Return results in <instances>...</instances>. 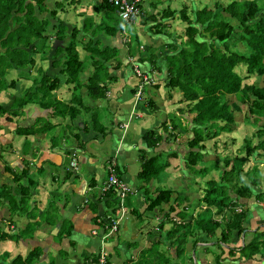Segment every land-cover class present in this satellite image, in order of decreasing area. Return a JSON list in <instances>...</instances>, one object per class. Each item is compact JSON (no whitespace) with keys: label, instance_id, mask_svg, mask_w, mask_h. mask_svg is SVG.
Wrapping results in <instances>:
<instances>
[{"label":"trees","instance_id":"16d2710c","mask_svg":"<svg viewBox=\"0 0 264 264\" xmlns=\"http://www.w3.org/2000/svg\"><path fill=\"white\" fill-rule=\"evenodd\" d=\"M79 1L52 0V3L48 4L46 0H0V92L7 88H17L19 78L23 75L30 76L37 54L39 60L49 59L50 66L57 69V74L51 75L39 66L36 67L35 75H39V79L32 78L27 87L12 97L8 108L0 103V125L13 123V117L23 113L22 107L28 103L41 110H47V115L51 117L69 119V124L72 125L81 111L88 112L91 109L83 102L81 94L92 101L105 98L110 82L114 80L109 68L112 70L120 66L119 55L122 54L124 58H131L129 64L135 62L145 74L160 76L163 82L152 83L154 88H165L168 98L170 91L176 90L180 95L178 103L186 102V112L191 116L184 126L176 121L177 117L174 116L169 118L171 124H166L164 120L158 127L171 134L175 128L186 134L189 132L184 142L186 150L182 156L183 164L201 177L208 170L205 166H199L207 154L205 142L227 135L240 116L241 122L252 123L257 127L254 129L256 137L264 135V0H214L211 6L203 5L192 11V17L186 12L185 6L180 7L178 16L185 27L174 42L164 44L167 51L160 54V64L156 62L159 56L157 53L147 51L143 56L138 50V33L132 28L136 25L134 20H121L124 25L116 27L102 20V17L95 19L89 14L83 17L80 25L69 26L67 21L59 17V13L67 11L69 6L75 8L74 3ZM102 9L115 13L114 7L105 0H100L94 6V11L98 13ZM173 14L174 11L167 7L162 9L159 17L157 12H150L142 17L145 19L142 24L152 21L148 30L153 34H162L161 25L156 22L157 18H169ZM128 27L133 29V32L128 30ZM235 36L243 43L244 50H232L228 45L229 40ZM103 38L112 39V43L115 40L114 44L105 43ZM53 40L59 41L55 47H52ZM79 49L84 52L83 58L79 56ZM87 66L91 69L86 71L85 76H80ZM150 67L151 72H148ZM238 67L245 71L244 79L254 76L258 81L242 82L243 77L235 71ZM11 70L17 74V78L5 79L7 72ZM132 73L135 76L133 70ZM151 78L154 82L155 79ZM60 83L69 85L67 101L52 93ZM136 85L130 90L133 94ZM145 105L147 110L155 108L151 98L145 100ZM178 110L181 112L180 108ZM42 119L43 116H37L29 125H15L14 133L20 136L32 135L38 140L54 128L49 121ZM89 121L90 126L103 133L104 127L94 111H90ZM158 127L145 130L141 136L144 148L141 151L137 177L144 184L167 166V160L157 161L162 155L161 152L146 154V150L159 146L163 135L166 134L157 132ZM49 143L51 147L56 145L53 135H50ZM224 144L226 143L221 140L220 145L226 155L221 159L224 169L219 171V179L206 180L202 196L189 202L190 206L194 203L190 211L187 206L188 196H179L177 192L167 188L156 190L152 197L144 189L140 211L129 206V212L137 216L143 212L159 210L157 233L162 228L163 221L167 220L169 226L160 232L158 239L141 248L134 260L128 259L124 264H169L170 258L183 257L184 248L193 249L196 243H206L200 245L203 250L199 252L211 255L212 264H264V231L260 230L262 225L252 224L253 228L244 226L249 220L248 211L251 206L246 202L241 203L238 199L251 197L250 186L259 181L256 167L244 168V163L255 150H264V142L259 140L252 144L249 138H243L241 148L244 151L239 155H229ZM164 155L167 159L174 157L176 152L172 150ZM213 168H218L216 163ZM3 171L12 175L11 181L16 186L14 194L11 185L0 183V203H6L9 216L11 215L9 220L14 212L33 211L35 206L29 209L27 202L29 186H35L36 181L29 177L28 168L13 171L10 165L5 164ZM114 171L119 178L118 168L115 167ZM22 179H25L26 183H23ZM231 188L233 198L229 196ZM116 192L113 188L103 191L107 210L94 216V226L98 225L96 218L115 215L119 208ZM255 197L263 200L264 194L257 193ZM122 204L129 205V202L125 199ZM163 204L167 205L165 210H162ZM238 204H243L240 211L235 210ZM53 212V209L49 211L47 224L55 222L57 216ZM258 214L264 221L262 208H259ZM32 223H26L25 228L12 234H7L0 227V240L32 237L34 225H37ZM65 223L66 220H61L57 235L68 234L70 228ZM100 231L102 233L104 230ZM146 231L148 235L153 236L150 230ZM188 236L192 238L189 244L185 243ZM165 241V245L176 248L173 257L170 253L164 254L157 249L158 244ZM213 245L216 249H211ZM37 251V248H33L26 258L21 260L19 256H15L11 262L31 264L37 257ZM224 253L226 256H223ZM97 257L98 255L89 261L98 264ZM16 260L19 262L16 263ZM82 264H85V261ZM103 264H110L106 256ZM205 264L210 263L205 260Z\"/></svg>","mask_w":264,"mask_h":264},{"label":"crops","instance_id":"0c3cea01","mask_svg":"<svg viewBox=\"0 0 264 264\" xmlns=\"http://www.w3.org/2000/svg\"><path fill=\"white\" fill-rule=\"evenodd\" d=\"M87 1L90 3H88L85 8L82 7V4L76 5L75 8L69 6L67 11L62 12L61 14L59 13V17H63L62 19L67 21L68 23H66L69 26L71 24L80 25L83 17L91 14V12L89 13V9L94 11V6L100 0ZM152 3V1L147 2L144 0L143 4L145 5V11L148 13L157 12V17H159V14H161L162 9L166 7L174 11L172 17L157 18L156 22L163 23V19H167L166 21L169 22L171 19L176 17V9L178 8L174 5L176 4L179 6L180 0H168L167 6L163 8H159L157 4L153 5ZM68 12L72 13L74 18L73 21L69 20L71 16L67 17ZM160 25L162 34H153L151 38L154 40L157 39L158 41L162 39V42L164 43L174 41L176 38L174 35H172L171 31L166 29V25L164 23ZM145 29L146 28L143 27L141 30ZM141 30L136 26L139 39L140 36H146L145 34H140ZM102 40L105 43L110 42L111 44H114L115 41L114 40L112 43V39L109 40L103 38ZM159 51L161 50L159 49ZM119 56L120 66L117 69L112 70L109 68L110 73L114 75V80L110 82L111 88L106 92L105 98L96 99L94 101L90 100V103L88 102L86 104L91 108L90 111H97L103 106L106 107V110L108 109L110 111L113 121L109 120V124L106 123V125H104V123H101L102 116L99 118L100 123L104 127L103 133L96 131L95 128L90 126V111H81L73 120L72 125L69 124V119H60L55 117L56 119H54L55 121L53 122L54 128L55 126L59 127L61 125V128L66 129L68 126L69 128H72V131L68 129V132L70 133V140L68 143L62 141L61 144L60 142L56 143L54 147H51L50 143L47 144L46 147V144L43 141L45 139L44 136L43 139L40 138L37 140L32 135L20 136L16 134H10L15 126L14 123L18 126H26L27 123L30 122L31 124L34 121L35 118L30 120V118H27L23 114L24 112L21 116H16V118L13 117V123L0 126V149L2 148V154H0V158H2L3 161V163H0V183H3L4 181L7 185H11V191L15 194V184L13 185V183H9L11 181L12 175L7 171H3V166L5 164L10 165L13 168V171H16L14 170V167H17L18 170L22 169L23 167H27L30 175L32 174V169L34 166H41L42 168H38L39 171H37L39 177H41L42 172H45L46 174L43 164L47 163V186L46 184L41 186L43 184L42 182L39 183L40 179L36 180V178L32 176L35 179L36 184L35 186H29L30 196H28V201L32 202L33 206L35 205L34 201L36 200L39 209H42L48 203L52 202L53 204L57 205V216L58 214L60 216L56 217V220L53 224H47L46 221H42V223L39 222L38 225H34L32 237L26 236L25 238L17 237L13 239L5 238L0 240V264H12L11 260L15 256H19V258L22 260L28 256L29 252L32 251L33 248L38 249L36 257L37 261H45L47 264H82L84 261L85 264H95L92 261H89V259L95 257L100 252H102L107 257V260L110 262V264H124V262L128 261V259L129 261L134 260L138 254V251L144 247V244H141V240L136 241V239L137 235H140L141 237L143 233V238H147V231L142 232L141 223L137 224L131 221L132 217H134L136 220H142L143 213L141 216H137L134 213H130L129 208H136L137 206L142 208L143 206L142 191H144L145 188L142 190V187L145 185L139 180L137 173L139 171L141 151L144 148V142L142 141L141 136L145 130L152 128L147 127L149 124L148 122H151V120L146 119L145 117H149L152 111L150 109L146 110V105L140 104L142 101L139 103L134 102V95L130 90L135 88L137 79L132 73V65L128 63L129 60L127 59V56L125 58L122 54ZM132 59H134V56ZM47 60L48 62L50 61L49 59ZM157 63L160 64L158 61ZM121 65L123 67L128 66V74L124 72L123 68H120ZM149 75L155 79L154 83L157 82L156 79L160 77L159 75L154 77V74L152 73ZM59 88L58 90H60ZM147 88L150 90L149 85H145L143 88V94L147 91ZM158 88H160V86ZM151 89L154 90V88ZM56 96L64 100V98H61L58 95ZM174 101L176 102L175 97H170L166 100V102H168L167 105L172 104ZM182 103L180 102V104ZM178 104L175 108L176 113L166 110L165 107L166 117L164 120L166 121V124H171L169 123V118H167L168 114L170 113L169 115H171V117H177L178 114L176 121L180 122L182 126L185 125V122L188 118L186 119L183 113L181 114L177 108H183L185 104H183V106H178ZM2 105L6 108L9 107V104ZM132 105L134 107L135 114L130 118V115H132ZM173 106L174 105H172V107ZM162 110L165 111L164 108ZM82 122H85V124L83 125ZM159 124L160 123H158V125ZM155 126L156 125H153V127ZM179 130V128H175L171 134L165 132V130L163 131V128L158 127L157 132H163L166 134L163 135L164 137L163 140H161L160 145L153 150H146V154L150 155L152 152L159 151L162 155H164V152H169L170 150L175 152L180 150L182 153H176V155L172 158L178 159L177 161H181L183 164L182 156L184 154V150H186L184 142L189 132L186 134ZM170 137L171 139L169 140ZM171 140H173V142H171ZM179 140L181 142H179ZM232 140L233 139L231 138L230 141ZM259 140L264 142L263 138L259 139L257 137L256 142ZM256 142L251 143L254 144ZM168 143H173L172 146L174 148L175 146L177 147L175 149H169ZM78 144H82V146H78ZM164 145H166V147H164ZM239 149L240 148H237L236 150L239 151ZM4 150L5 152L3 153ZM229 151L231 150H227L228 153ZM41 152L45 157L43 159H41ZM72 152L74 153L76 162L75 168H72L69 165V161L72 159ZM4 154H7L5 159ZM262 158H264V150L258 149L255 150L244 163V168L255 166L257 169V177L259 178V181L256 185L250 186V196L252 199H249L251 197L247 199L238 198L241 203L246 202L251 206L250 210L248 211L249 220L247 221L249 227L252 224L264 226V221H262L263 217H260L258 214L259 208L264 210V199L262 200L255 197L257 193L264 194V190H261V187L259 186L260 181L262 182V180H264V170L261 172L259 171L261 166L264 165V159ZM111 159L114 161L115 167L118 168L119 178L132 190L130 194L134 195L135 199H128L126 197L129 205L125 204L124 206L126 213L123 214L117 231L104 238L100 237L101 231L93 235L91 230L93 227H95L93 223L94 216L103 214V212L107 210L104 204L105 196L102 195L103 192H101L100 188L105 181V162ZM219 163H221V160H219ZM207 175L208 173L206 171L204 174L205 179H211L206 177ZM5 177L10 179V181H6ZM58 182H60L62 185L60 184L61 186H58ZM23 183H26L25 179ZM52 183H54V186H51ZM232 191V188L229 189V196L231 198L234 197ZM115 195H117V192ZM158 211L159 210L155 209L151 212L155 218L160 217ZM8 215L9 211L7 209L6 203H0V227L3 231H5L7 234H12L14 232L18 233L19 230L21 231L23 228H25L27 223L25 218H22V216L12 215L14 217V221H12L13 217L10 218L11 220H9ZM61 220H66V223L68 222L70 228L66 236L57 235ZM8 223L10 224L8 228L11 226L12 232L8 231L7 226L4 225ZM135 231H138V233L136 236H132V233ZM204 244L206 243H198V245ZM4 255H6L5 258H3ZM196 256V259H198V264H205L202 252L198 251Z\"/></svg>","mask_w":264,"mask_h":264},{"label":"rangeland","instance_id":"374dc122","mask_svg":"<svg viewBox=\"0 0 264 264\" xmlns=\"http://www.w3.org/2000/svg\"><path fill=\"white\" fill-rule=\"evenodd\" d=\"M80 1L81 2H77V4L74 3V6L82 4L83 5L82 7L85 8V6H87V4L90 3L87 0H80ZM145 1H147V2L152 1L153 5L157 4V6L159 8H163V7L167 6V1L168 0H145ZM213 1L214 0H184V1L180 0L179 6L176 5V4L174 6L177 7L178 9L180 7H182V6H185L186 7V12L188 13V15L190 17H192L193 16L192 11H194L196 9H199L203 5L211 6ZM224 1H226V0H224ZM47 2H48V4H51L52 0H46V3ZM184 2H185V4H184ZM143 3H144V0H141V4L140 5L142 7L143 13H141L139 16H137L135 18V20H137V21H134V23L136 25L132 27L135 31H136V26L140 30L143 29V27L146 28L145 30H141V33H140L142 35L145 34L146 36H144V37L140 36V39L138 38L139 42H140L138 44L139 45L138 50L141 51V54L143 56L147 53V51H149V53L150 52L154 53V54L157 53L159 56L156 58V62L158 61L159 63H161L162 62V55H160V54H162V52L165 53L167 51V49L164 47V44H166V43L162 42V39L158 41L157 39L154 40V39L151 38L153 36V33H152V31L148 30V27L152 25V23H153L152 21H145L142 24V20L143 21L145 20L142 17L145 14L148 13L147 11H145V5ZM178 9H176L177 13H176V17L174 19H171L169 22L166 21L167 19H163V23L166 25V29L171 31L172 35H174L175 38H176V36L182 34L183 29L185 27L184 22H182L179 19ZM90 12H91V15H93L95 19H99V17H102V20L106 21L110 25H113V26H116V27H118L119 25H124L121 22V20L118 18V16L114 12H112V11H110L108 9H102L101 11H99V13L97 11L94 12L93 10L89 9V13ZM44 15H46V13H44ZM68 16L69 17L71 16L69 18V20L73 21L74 18H73V15H72L71 12H68L67 17ZM81 17H83V16H81ZM65 19H66V17H65ZM163 23H159V24H163ZM127 29L130 30L131 32H133V29H131L129 27ZM94 36H96V35H94ZM233 40H235V41H233ZM174 41H172V42H174ZM53 42H54V40H53ZM242 44L243 43H241L239 41V39H237V36H235L233 39L229 40V42H228V45L230 46V48L232 50H244V46ZM78 46H81V45H78ZM78 48H80V47H78ZM159 49L161 51H159ZM78 53H79V56L81 58H83V56H84L83 50L79 49ZM48 54H49V51H47V57H49ZM38 57H39L38 54L35 55V64H34V66L32 67V69L30 71V76H26V75L24 76L23 75L22 78H19V80L16 83L17 84V88H7L5 91H1V95H0L1 104H10L12 102L11 101L12 97L16 96L17 94H19L24 87H27L31 83L30 80L32 78H35L36 80L39 79V77H38L39 75H35L36 74V71H35L36 67L39 66L43 71H45L46 73H49L51 75L57 74V69L56 68H52L50 66V61L48 62L47 59L39 60ZM88 67L89 66H87L86 69L82 73H80V76H82V77L85 76V74L88 72V70L91 69L90 67L89 68ZM120 68H123L124 72L126 74H128V66L127 67L126 66L123 67L121 65ZM151 69L152 68L150 67L149 68L150 72H151ZM235 71H237L242 77L245 75V71L243 70L242 67L235 68ZM7 73L8 74L5 76V79H9V78L15 79V78H17V74L14 71L11 70V71H9ZM58 76L60 77V75H58ZM256 80L258 81V79H256V77L248 76L247 79H244V77H243L242 82H252V81H256ZM156 81H159L158 84H160V83L162 84V82H163L162 79H160L159 77H158V79H156ZM136 83H138V79H137ZM152 83H154V82H151V83L147 84V85H149V89L150 90H148V88H147V91L144 94L142 92L141 99H139V100L136 99L135 100L134 96H133V99H134L135 103L136 102L139 103L140 101H142L143 103L140 102L141 105H145V100L150 99V98L155 103L156 107L153 110H151L152 111L151 115L149 117H145L146 119H150L151 120V122H148L149 124H148L147 127H152L153 128V125H156L155 127H158L157 126L158 123H160V121L161 122L164 121V118L166 117L165 116L166 115V110H169L170 112L176 113V109L175 108H176V106L178 104L180 95H178V92L176 90H171L170 91V97H175L176 102L174 101V102H172V104H168L167 105L168 102H166V100L168 98V92H166V89L163 88L162 86H160V88L156 89V88H154L152 86ZM60 85H61V87L58 86V88L60 87L59 88L60 90H58V88H56L57 90L55 89L52 93H53L54 96L58 95L59 97L64 98V100L67 101L68 98H69V91H70L69 90V85H65V84H61V83H60ZM110 88L111 87L109 86L108 89H110ZM151 88H154V90L151 89ZM55 93H56V95H55ZM81 97L83 98V102L85 104H87L90 101V99L84 94H81ZM164 102H165V105H164ZM183 104H185V105H184L183 108H180L181 109V114L183 113V115H184V117L186 119L190 118L191 115H189L186 112V108H187L186 102H183L182 104L179 103L178 106H183ZM172 105H174V106L172 107ZM23 107H24V109H23ZM23 107H22V111L24 112L23 114L27 118H30V120L32 118L33 119L36 118L37 116H43L42 120H46L47 121V119H48V121L52 125H54L53 122L55 121L54 119H56V118L47 115V110L46 111L45 110H41L36 105L31 104V103H28L27 105H25ZM165 107H166V110H165ZM145 108H146V106H145ZM163 108H164L165 111L162 110ZM177 108H179V107H177ZM108 111L109 110L108 109L106 110V107H104V106L102 108H100L99 110H97V111L95 110L94 111L96 113V115H97V118H100L102 116L101 123H104V125H106V123L109 124L108 123L109 120L113 121L112 115H111L110 111L109 112ZM131 111H132L131 112L132 115H130V118L135 114L133 105L131 107ZM169 114H168L167 118H171V115H169ZM21 115H22V112H21V114L19 116H21ZM177 117H178V114H177ZM237 123L233 126L231 132L227 133V135H222V137L219 136L218 138H216L215 139V140H217L216 143H215L214 139L207 140L205 142V147H206L207 154L205 155V157L203 158V161L199 164V166L207 167L208 175L206 177H209V178L214 179V180H218L219 179V177H218L219 176V171L224 169L222 163H219V160H221L226 155L223 152L222 145H220L221 144V140H222V142L226 143V144H224L225 149H227V150L230 149L231 150L228 153L229 155H234L235 153H239V154L243 153L244 150H243V148H241V147H243V138H245V137L246 138H250L251 142H256L257 141V137L254 134V129L257 128V127H254V124L241 122V116L238 118V122ZM29 124H30V122L27 123V125H29ZM14 125H16V124L14 123ZM13 129H12V131L10 133L11 135L12 134L15 135ZM68 129L70 131H72V128H69L67 126L66 129H63V128H61V125H60L59 127L55 126V128H52V130L49 132V134H47V132H46L44 134V138L45 139L43 140L44 143L46 144V147H47V144H49L50 135L54 136V140H55L56 143L60 142V144H61L62 141L65 142V143H68L69 140H70V135H69L70 133L68 132L69 131ZM231 138L233 139L232 141H230ZM261 138H263V140H264V135L262 137H260L259 139H261ZM42 139H43V137H42ZM170 139H171V137L169 138V140ZM213 140H214V144H213ZM171 142H173V140H171ZM179 142H181V141L179 140ZM172 145H173V143L172 144L168 143L169 149L174 148ZM164 147H166V145H164ZM176 147L177 146H175V148ZM237 148H240L239 151L236 150ZM4 152H5V150L3 151V153ZM176 153L181 154L182 152L179 150ZM0 154H2V148L0 149ZM6 156H7V154H4V159H5ZM43 158H45V157H44V154H42V152H41V159H43ZM262 159H264V158H262ZM166 160H167V164L168 165L165 168H163L162 170H160L159 173L156 175V177H154L152 179H149L144 184L145 186L142 187V190L145 188L146 189L145 192L148 195H151V197L155 194L154 192L156 190L166 189V188L167 189H172L173 192H175V193L177 192V194H179V196L180 195L181 196L182 195H186V196H188L187 206H189L188 210L190 211V208L193 207L194 203H193V205L190 206L189 202L190 201L192 202L193 199L196 200L197 198H200L202 196L203 189H204V187H206L205 186V182H206V180L208 178L205 179V176L201 177L199 174L195 173V171L192 168H190V169L189 168H185L181 161H177L178 159H173L172 157H168L166 159L165 155H160L158 157L157 161L158 162H164ZM0 163H3L2 158H0ZM215 163L218 166V168H216V169L213 168V165ZM43 165H44V170H46V174H45V172H42L41 173V177H39L37 171H39L38 168H42V167L41 166H38V167L34 166L35 167L34 168L32 166L33 167L32 174L31 175L29 174V177L33 176L34 178H36V180L40 179L39 183L42 182V184H43L41 186H44V184H46V186H47V163H44ZM168 166H170V167H168ZM14 170L17 171L18 170L17 167H14ZM263 170H264V165L261 166L259 171L261 172ZM244 177H246V176H244ZM5 180L8 181V182L10 181V179H7V178ZM21 181H24V179H22ZM43 182H45V183H43ZM3 183H5V182L3 181ZM9 183L11 184L12 181H10ZM58 183H57L58 186L62 185L60 182H58ZM142 183H143V181H142ZM263 183H264V180H262V182L260 181V183H259V186L261 187V190H264V186H263L264 184ZM53 184L54 183H52L51 186H54ZM215 187L219 188V186H215ZM131 192H132V190H131ZM131 192H128V193L125 194V197H124V200H123L124 202H125L126 197L128 199L129 198L135 199V196L130 194ZM34 202H35L36 206L34 205L35 206L34 210L31 211L30 213H22V212L17 211V212H14L13 215L22 216V218H25V220L27 221L28 224L32 223V221H35L32 224H37V225L39 224V222L42 223V221H46L47 220V217L50 216L49 211L51 209H53V211H54L53 214L57 216V210H58V209H56L57 205H55L52 202H50L45 207H43L42 209H39V207L37 205V201L35 200ZM27 203L29 204V209H31L32 206H30V205L32 204V202L28 201ZM142 205H143V203H142ZM124 206L125 205H123L122 207H123V213L125 214L126 213V209H125ZM136 208L138 209V211H140L142 209L141 207H138V206ZM166 208H167V205L163 204L162 205V210H165ZM194 209H196V207ZM151 212L152 211L143 212L142 220H136L134 217L131 218L132 222H135L137 224H139V223L142 224V232L143 231L145 232L146 229H148L153 234V236L147 234L148 235L147 238H143L144 233H143V235H141V237H140V235H137L136 241L137 240H141V242H142L141 244L142 245L144 244L143 246H145V245L148 246L151 241L158 239V237L160 235V232L162 230H165L169 226V222L167 220L163 221L164 224H163L162 228L160 229L159 233H157L158 229H156V225H157V222L160 220V217L155 218V216ZM141 214L142 213H140V216H141ZM171 215H173V214H171ZM10 216L8 215V218ZM57 217H60L59 214H58ZM215 217L218 218V216H215ZM172 218L177 220L175 217H172ZM12 221H14V217H13ZM66 224H68V222ZM4 225L7 226V230L8 231H11V229H12L11 226H10V228H8V226L10 225L9 223L8 224H4ZM244 226L248 227L249 224L248 223H244ZM251 227H252V225H251ZM260 230L264 231V226H261ZM142 232H141V234H142ZM137 233H138V231H135L134 233H132V236H134V235L136 236ZM118 234H119V232H118ZM191 240H192V238H189V236H188L185 243H188ZM166 242L167 241L160 242L158 244V246H157V249L160 252L162 251L164 254H167V253L169 254L170 253L172 255L176 248H174V247L172 248V247H169L168 245H165V244H167ZM196 244L197 245L194 246L193 249L184 248L183 253H182L183 257L180 256L177 259L170 258L169 264H198V259H196V257H197L196 255H197L198 251L203 250V249H202V246L198 245V243H196ZM211 249H216V246L213 245ZM152 252H153V250H152ZM223 256H226V254L224 253ZM172 257H173V255H172ZM203 258H204V260H206L210 264H212L211 255L205 254V255H203ZM255 259H257V258L255 257ZM228 260H230V259L228 258ZM32 261H33L32 264H34V263L47 264V262L45 263V261L38 262L37 258H34V260H32ZM18 262L19 261L16 260V263H18ZM239 264H246V263H239Z\"/></svg>","mask_w":264,"mask_h":264},{"label":"built area","instance_id":"2783aa9c","mask_svg":"<svg viewBox=\"0 0 264 264\" xmlns=\"http://www.w3.org/2000/svg\"><path fill=\"white\" fill-rule=\"evenodd\" d=\"M106 3L109 5H112L114 7L115 14L118 16L120 20L123 21H130V20H135L137 16H139L141 12V0H105ZM129 61H132L131 58H128ZM132 66V70L135 74V76L138 78V83L136 85V91L134 93L135 100L141 99L142 95V90L143 87L149 83L152 82V78L142 72L136 63L131 62L130 63ZM125 127V125L123 124ZM72 159L69 161V165L72 168H75L76 162H75V157L74 153H71ZM115 163L114 161L108 160L105 162V174L106 178L105 181L102 185L101 192L108 188H113L117 191V195L119 197V208L116 210L115 215H105L104 218L98 217L96 218V223L98 224L97 226L93 227L91 230V233L93 235L97 234L98 231L103 229L104 231L101 233L100 237H108L112 232H114L118 225L120 220L123 217V200L125 197V194L128 192H131V189L121 180L119 179L116 174H115ZM236 211L241 210V206L238 205L235 208ZM98 264H103L105 261V255L100 252L98 253L97 257Z\"/></svg>","mask_w":264,"mask_h":264},{"label":"water","instance_id":"95a60500","mask_svg":"<svg viewBox=\"0 0 264 264\" xmlns=\"http://www.w3.org/2000/svg\"><path fill=\"white\" fill-rule=\"evenodd\" d=\"M58 43H59L58 40H54V42L52 43V47H55ZM30 206H32V204Z\"/></svg>","mask_w":264,"mask_h":264},{"label":"clouds","instance_id":"9594fccd","mask_svg":"<svg viewBox=\"0 0 264 264\" xmlns=\"http://www.w3.org/2000/svg\"><path fill=\"white\" fill-rule=\"evenodd\" d=\"M241 206V205H240Z\"/></svg>","mask_w":264,"mask_h":264}]
</instances>
